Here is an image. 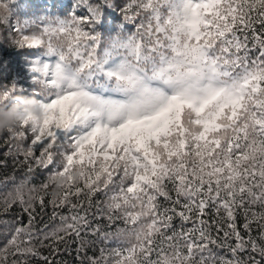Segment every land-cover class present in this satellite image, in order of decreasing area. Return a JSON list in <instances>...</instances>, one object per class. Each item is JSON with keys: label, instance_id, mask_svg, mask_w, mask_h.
Here are the masks:
<instances>
[{"label": "snow or ice", "instance_id": "6c2138e0", "mask_svg": "<svg viewBox=\"0 0 264 264\" xmlns=\"http://www.w3.org/2000/svg\"><path fill=\"white\" fill-rule=\"evenodd\" d=\"M120 13L107 36L90 0L15 27L16 47L35 50L18 73L30 86H3L0 103L19 90L42 118L5 142L26 141L16 151L45 179L2 202L20 212L0 264H57L61 243L88 264H264V0H130ZM49 207L59 223L38 228ZM96 241L110 256L86 255Z\"/></svg>", "mask_w": 264, "mask_h": 264}, {"label": "trees", "instance_id": "16d2710c", "mask_svg": "<svg viewBox=\"0 0 264 264\" xmlns=\"http://www.w3.org/2000/svg\"><path fill=\"white\" fill-rule=\"evenodd\" d=\"M77 0H14L10 4L12 9L11 15L8 16L7 21L0 20V88L3 86H11L13 81H17L19 87L28 88L30 82L28 80H22L19 78L18 73H21L23 66L25 65L26 59L33 58L32 53L35 50L20 49L14 44V39L18 38V34L15 31V27L20 24L22 25L24 20H32L39 16L44 15H67L70 10L74 7ZM93 4H100L103 11V22L98 26V30L101 31L102 35L107 36L110 30L117 29L118 25L123 22L120 9L126 4L130 3V0H90ZM111 4L112 7L107 5ZM78 14L84 15L86 9H77ZM126 30H134L133 25L125 23ZM114 34V31H113ZM19 90L15 95H25ZM7 133H0V245L3 244L6 234L11 227V222L17 218V213L20 212V206L13 204L12 207L7 211H3V201L8 198V193H15V188L20 184L26 177H33L30 183L24 189V197L28 198L30 195L28 189L32 185H38L45 179V172L39 169L36 170L35 174L29 173L27 165L23 164V156L18 155L16 146L20 143H27L9 140L5 142ZM12 149L11 153L9 149ZM54 194L51 190L49 196ZM39 211V210H38ZM51 207L44 210L39 219L37 227H41L43 223L48 222L50 227L54 224L59 223L56 221H49L51 214ZM63 213L67 214V208L63 209ZM25 222L27 217H24ZM8 221L7 224L3 223ZM243 218H240L239 223L242 224ZM121 226H123L121 222ZM241 231L243 229L241 228ZM253 236L257 235L255 228L252 233ZM71 241V238H69ZM39 245V241H34ZM51 241H45L44 244L48 245ZM113 245L111 242L108 244H101L96 241L88 247L86 255L96 256L100 255L99 249L104 247L106 249V255L110 256V248ZM77 245L69 243L67 246L61 243L59 252L53 255V259L57 264H88V261L84 253L79 255L75 251ZM40 253L43 255H49L51 249L47 246L39 247ZM28 264H43L39 258L28 257ZM257 259L259 257L257 256ZM111 264V256L110 262Z\"/></svg>", "mask_w": 264, "mask_h": 264}, {"label": "clouds", "instance_id": "9594fccd", "mask_svg": "<svg viewBox=\"0 0 264 264\" xmlns=\"http://www.w3.org/2000/svg\"><path fill=\"white\" fill-rule=\"evenodd\" d=\"M27 115L42 118V109L34 98L16 95L8 104L0 103V133L17 126Z\"/></svg>", "mask_w": 264, "mask_h": 264}]
</instances>
